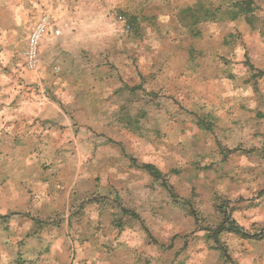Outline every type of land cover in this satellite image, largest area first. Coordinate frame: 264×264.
Masks as SVG:
<instances>
[{
	"label": "crops",
	"instance_id": "0c3cea01",
	"mask_svg": "<svg viewBox=\"0 0 264 264\" xmlns=\"http://www.w3.org/2000/svg\"><path fill=\"white\" fill-rule=\"evenodd\" d=\"M131 1L134 0H0V264H73L74 261L76 264H133V258L126 261V255L122 258L119 249L115 251L112 247L105 253L101 242L95 249L88 237L78 243L68 236L78 228L81 233L92 232L91 225L99 234V228H104L105 211L89 202V193L81 191L73 195L74 183L62 181L65 173L61 172L67 168L85 171L80 184L97 185L98 197L113 198L122 187L134 198L142 194L149 211L154 207L151 187L154 176L147 166H155L151 155L156 149L146 140L152 133L148 125L152 110L146 105L143 108L144 124L143 130L136 133L137 144L129 143L130 132L129 135L128 131L123 132L125 129L120 124V132L113 127L114 122L126 117L132 104L135 106L137 88L146 84L140 81V75L147 74L148 53L152 48L145 43L138 52L135 38L119 34L114 62L107 66L104 61L106 12L126 3L131 11ZM224 1L219 6L216 0L203 6L200 2L183 5V1L176 0L163 17L177 25V29H170L177 38L180 39L178 33L192 32L198 36L199 27L195 30V26L202 23L227 24L238 19L231 13L236 2ZM200 8L204 12L199 16ZM174 9L177 11L173 12ZM43 13L50 16V25L41 42L40 73L33 78V84H7L6 74L13 72V57L18 55L13 43L26 42ZM246 30L241 35L246 46L257 43V36L250 28ZM230 36L209 34L210 49L206 53L209 58L224 57L233 62L212 64L207 69L198 64L192 67L190 78L182 62L183 51L179 54L165 49L162 58L166 69L158 78L159 84H169V80L175 84H185V80L191 84H208L209 103L216 104L231 99L226 94L231 85L263 84L264 77L259 74L264 72L263 67L241 62L234 65L235 61H241L239 57L246 55V50L235 51V44L229 43ZM78 56L84 58L79 64L73 61ZM170 58L173 65L167 68ZM137 59L142 62L139 67ZM57 61L59 67H56ZM55 70L60 72L56 74ZM204 93L202 90L198 96V104L203 103ZM92 137L97 138L96 142ZM42 153L51 156L41 160ZM60 153L79 155L61 160ZM125 155L139 163V168L132 167ZM41 169L49 170L44 173L45 177L41 176ZM136 169L144 176L137 177ZM139 185L141 190L137 192ZM155 197H159L158 203L162 206V192ZM164 215L165 212L161 216ZM146 217L152 216L146 212L140 221H147ZM77 219L80 226L74 224ZM160 225L167 227L168 221ZM153 245L146 242L144 247L152 249ZM260 260L259 256H253L250 262L237 259L235 264H259ZM174 264L225 263L219 256L207 258L199 253L193 257L177 256Z\"/></svg>",
	"mask_w": 264,
	"mask_h": 264
},
{
	"label": "rangeland",
	"instance_id": "374dc122",
	"mask_svg": "<svg viewBox=\"0 0 264 264\" xmlns=\"http://www.w3.org/2000/svg\"><path fill=\"white\" fill-rule=\"evenodd\" d=\"M180 1H183V5L200 2L207 6L214 0ZM231 1L236 2L235 12L242 11L235 22L217 25L202 23L195 26V30L199 27L200 36L192 32L186 35L178 33L180 39L170 32L171 28L177 29V25L163 17L176 0H134L131 1V11L128 3L106 10L107 55L104 61L107 66L116 57L114 52L120 43L117 39L119 34L135 38L138 52L145 47V43L152 48L148 53L147 74L140 75V81L146 84L137 88L135 106L132 104L126 117L114 122L113 127L120 132V124L125 129L123 132L128 131V135L130 132L129 143L137 144L136 133L143 130L144 124L143 108L146 105L152 110V121L148 122L152 133L146 140L156 149L151 155L156 166L153 167L155 176L152 175L154 180L151 186L154 207L149 211L142 194L134 198L122 187L113 198L98 197L97 185L81 186L85 171L74 168L61 170L65 173L62 181L66 179V183L72 181L75 185L73 195L87 192L89 202L105 211L102 219L104 228H99V234L91 225L90 229L94 228L92 232L81 233L78 228L75 233L68 234L71 239L79 243L88 237L95 249L102 243L105 253L111 251L112 247L115 251L119 249L122 258L126 255V261L129 257L133 258V264H149L150 261L151 264H174L177 256L193 257L199 253L207 258L219 256L225 264H235L237 259L250 262L253 256H259V264H264V81L263 84L231 85L226 92L231 99L216 104L213 101L209 103L208 84H191L186 80L185 84H175L173 80H169V84H159L158 79L166 69L162 58L165 49L178 51L179 54L180 50L183 51L182 62H185L188 78L191 77L192 67L198 64L207 69L212 64L220 66L232 63L231 59L224 57L212 59L207 56L209 34L219 37L231 34L229 43L235 44L233 49L246 50V55L239 57L241 61H235L234 65L241 62L243 65L264 68V0ZM219 2L224 4L226 1L216 0L215 4L219 6ZM118 21H122V25ZM248 28L258 39L250 46H246L241 37ZM24 42L13 43L18 55L13 57V72L6 74L7 84H33V78L40 73L43 43L39 68L36 72H29L23 63ZM83 59L78 56L73 61L79 64ZM171 60L167 68L172 67ZM137 61L139 67L142 62L140 59ZM59 66L60 62L57 61L56 67ZM142 70L139 72L142 73ZM58 72L55 70L56 74ZM259 74L261 78L264 77V72L259 71ZM200 87L205 91L202 104H198V96L202 95V90L198 92ZM92 139L96 142L97 138ZM110 143L120 145V142ZM72 155L79 154L60 153L58 157L69 160ZM49 156L42 153L41 160H47ZM125 157L132 167H138L139 163L132 157ZM48 171L41 169V176L45 177L44 173ZM136 171L137 177L144 176L139 170ZM140 186L137 192L141 190ZM158 192L163 194L162 206L158 203L159 197H155ZM80 204L79 201L77 206L80 207ZM146 212L152 217L140 221ZM162 212H165L164 216H161ZM228 213L241 229L240 233L215 235L225 221L224 215ZM165 221H168V226L160 227ZM182 222L185 231H182ZM74 224L80 226L81 222L77 219ZM146 242H153V248H145ZM161 243L164 245L159 247ZM148 253L151 254L150 258ZM73 264H76L75 261Z\"/></svg>",
	"mask_w": 264,
	"mask_h": 264
},
{
	"label": "built area",
	"instance_id": "2783aa9c",
	"mask_svg": "<svg viewBox=\"0 0 264 264\" xmlns=\"http://www.w3.org/2000/svg\"><path fill=\"white\" fill-rule=\"evenodd\" d=\"M50 25V16L43 13L32 27L23 54L24 67L29 72H36L40 63L41 42Z\"/></svg>",
	"mask_w": 264,
	"mask_h": 264
},
{
	"label": "trees",
	"instance_id": "16d2710c",
	"mask_svg": "<svg viewBox=\"0 0 264 264\" xmlns=\"http://www.w3.org/2000/svg\"><path fill=\"white\" fill-rule=\"evenodd\" d=\"M246 4V3H245ZM247 6V8L248 9H250L249 7H248V5H246ZM232 12V14H233V17L234 18H237V17H239L240 16V13L242 12V11H236L235 12V7H234V9L233 10H231ZM204 12V10H203V8H200L199 9V16L200 15H202V13ZM243 12H246V13H248L249 11H243ZM230 13V12H229ZM148 168V170H150L151 171V173H152V175H154L155 176V171H154V168L153 167H151V166H147ZM156 173H158V172H156ZM224 219H225V221L224 222H222L223 224L221 225V226H219V228L217 229V231L214 233L215 235L216 234H221V233H223V232H228V233H240V228L236 225V223L231 219V217H230V213H228L227 215L225 214L224 215ZM226 224H228V226L226 225Z\"/></svg>",
	"mask_w": 264,
	"mask_h": 264
}]
</instances>
